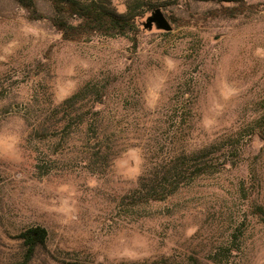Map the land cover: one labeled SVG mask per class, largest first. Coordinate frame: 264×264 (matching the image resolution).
I'll use <instances>...</instances> for the list:
<instances>
[{
	"label": "rangeland",
	"instance_id": "374dc122",
	"mask_svg": "<svg viewBox=\"0 0 264 264\" xmlns=\"http://www.w3.org/2000/svg\"><path fill=\"white\" fill-rule=\"evenodd\" d=\"M100 1L138 6L135 40L65 41L47 19L0 0V264H21L18 235L33 225L47 239L27 264H264V138L253 127L264 110V0H246L236 17L212 16V0ZM35 2L51 12L50 0ZM155 8L173 16L169 31L144 26ZM85 83L104 93L119 143L104 172L87 168L76 138L59 146L29 135ZM178 98L191 108L173 125ZM172 140L231 148L213 174L133 205L147 150Z\"/></svg>",
	"mask_w": 264,
	"mask_h": 264
},
{
	"label": "trees",
	"instance_id": "16d2710c",
	"mask_svg": "<svg viewBox=\"0 0 264 264\" xmlns=\"http://www.w3.org/2000/svg\"><path fill=\"white\" fill-rule=\"evenodd\" d=\"M14 1L27 10L30 18L47 19L65 41H84L96 34L132 35L135 40L140 31L139 18L144 14L134 3L128 4L125 11L118 12L110 4L100 0H50L52 10L49 14H44L40 12L35 0ZM212 1L217 7L209 12L216 17H236L246 9V0ZM165 16L173 19L171 15ZM187 90L182 91L183 96L189 92L188 88ZM104 96L102 91L85 83L60 103L40 114L29 135L40 142L52 141L58 137L56 144L59 146H68L76 138L82 144L81 152L87 168L91 172H104L117 154L119 146V143H114V134L107 131L109 121L102 115ZM190 108V104L178 98L175 109L172 110L175 114L173 125H179L183 121L184 110ZM253 127L259 128V134L264 138V110L256 118ZM165 144L161 145V141H157L156 145L147 150L144 157L147 161L144 162L137 186L130 195L132 204L137 207L164 200L202 176L213 174L217 170V160L231 148L227 143L220 145L216 142L192 149H177L173 147V140ZM37 167L41 169L40 164ZM257 208L264 213L262 206L258 205ZM18 238L24 248L21 264H27L34 257L37 248L45 243L47 230L43 226L33 225L22 230ZM65 264L94 263L70 260ZM192 264L199 263L194 260Z\"/></svg>",
	"mask_w": 264,
	"mask_h": 264
},
{
	"label": "water",
	"instance_id": "95a60500",
	"mask_svg": "<svg viewBox=\"0 0 264 264\" xmlns=\"http://www.w3.org/2000/svg\"><path fill=\"white\" fill-rule=\"evenodd\" d=\"M153 24H155L157 28L164 31H169L171 29V25L168 19L159 8H155L144 22V26H147L149 28Z\"/></svg>",
	"mask_w": 264,
	"mask_h": 264
}]
</instances>
